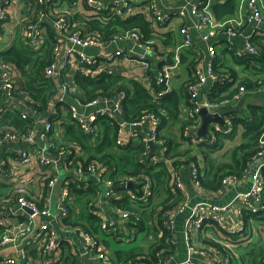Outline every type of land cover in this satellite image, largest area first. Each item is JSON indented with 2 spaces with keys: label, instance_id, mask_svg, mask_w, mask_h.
I'll use <instances>...</instances> for the list:
<instances>
[{
  "label": "built area",
  "instance_id": "2783aa9c",
  "mask_svg": "<svg viewBox=\"0 0 264 264\" xmlns=\"http://www.w3.org/2000/svg\"><path fill=\"white\" fill-rule=\"evenodd\" d=\"M22 2L23 9L17 13L14 8ZM72 0H0V40L7 31V42H19L27 51L38 55L44 63L40 73L38 67L31 66L23 73L12 61L0 56V119L6 115L16 113L28 124L26 129L13 125H4L0 128V184H9L14 193L13 197L0 198V264H55L64 252L65 237L76 235L82 243V250H78V257L83 255L93 258L97 264H115L104 250H101L100 239L95 235L80 229L68 228L64 218L68 216L69 208L73 203L71 185L77 187L84 184L89 187L90 180L103 184L105 189H111L114 183L105 180V174H111L115 166H107L99 161L80 162L71 150L63 128L62 109H67V119L76 125L83 135L88 136L92 143L101 139V123L109 121L119 127L115 145L123 147L137 136L136 130L146 132L143 144L149 148L150 143L158 146L156 150L160 161L169 166L172 181L171 186L181 191L184 199L174 210L167 213L164 226L172 231V242L175 245L176 223L181 214L186 215L184 222V241L187 247V257L183 261L173 264H230L234 246L226 240L216 241L217 246L198 247L196 239L199 232L210 226H217L222 231L236 234L244 229V216L256 215L264 210V130L258 141L255 162L258 166L248 189L237 192L225 204H218L206 198L195 203L187 199L188 187L182 175L183 167L173 166V161L166 157L167 147H159L160 117L154 113L144 112L134 121L125 117L126 103L134 98L133 91H118L109 89L95 93L92 99L71 97L70 77H78L84 81H99L102 76L110 75L113 65L126 56V47L135 51L134 57L143 69H149V60L154 58L163 62V68L154 75L156 86H166L171 81L175 67L180 63V52L173 54L171 48L162 50L154 45V41L144 42L142 35L134 30L120 29L108 37L89 27L87 23L95 20L109 21L113 17L126 20L137 14L138 0H83L87 16L82 21L71 18L66 6ZM227 0H196L187 2L177 14L181 19L193 21L195 30L201 40L207 45L208 61L206 64L197 62L193 67V81L189 84V109L186 122L189 123L183 132L193 147L201 143L214 144L219 139L217 130L220 126L214 124L205 137L193 134L200 125V112L206 108L210 113L240 103L246 95L264 94V84L257 90L248 91L241 87L230 99L214 102L209 98L216 87L218 75L215 64L218 59L216 38L219 33H226L236 37L243 35L241 28L235 24L216 26L213 23L212 12L215 5ZM141 2H139L140 4ZM150 5V22L154 25L165 26L175 13L164 12L154 0ZM248 11L244 22L253 27L251 34L245 35V45L231 49L239 59L250 60L260 54L254 45L253 39H264V9L259 0H246ZM106 14L112 17L105 18ZM191 25L182 27L179 33L182 36V53L194 47ZM126 45V46H125ZM137 50V52H136ZM48 51L47 57L44 54ZM5 51L0 50V54ZM136 55V56H135ZM172 56L175 61L171 64ZM33 76V78L31 77ZM28 78H32L36 86H43L49 82L53 85L54 93L44 109L27 90ZM153 82V81H152ZM211 85L212 90H205ZM148 91L153 92V84ZM71 98V99H70ZM76 99V100H75ZM71 101V102H70ZM226 133L233 131L231 118L225 121ZM158 153V154H157ZM53 155H58L56 160ZM13 156V159L9 158ZM154 158V161L157 160ZM16 162V166L11 164ZM36 161L44 169L52 168L46 177L35 176L31 181L19 176L14 177L17 169L28 167ZM145 163L144 160H142ZM78 162H80L78 164ZM190 176L193 187L197 192L205 193L201 187L202 169L195 163L190 164ZM65 174L74 176L72 180L64 179ZM64 181H63V180ZM63 188L56 201V210H51L54 203L53 190L59 181ZM246 179L230 178L225 180V187L232 188L244 184ZM45 182L46 190L44 201L40 204L27 196L28 183ZM137 183L135 180H123L122 183ZM141 196H137L132 189L123 192L119 198H129L132 202L146 201L151 194V183L142 186ZM113 193L108 191L107 197ZM16 206L21 208L17 209ZM23 207L29 209L28 213ZM53 207V206H52ZM101 219L99 231L102 234L115 233L118 230V219L140 221V217L130 212L119 211L117 218H109L104 212H96ZM55 225L59 227L60 233ZM36 256H32L33 252ZM36 257V259H34ZM201 258L202 263L195 259ZM161 261V260H160ZM171 258L161 264H170Z\"/></svg>",
  "mask_w": 264,
  "mask_h": 264
},
{
  "label": "trees",
  "instance_id": "16d2710c",
  "mask_svg": "<svg viewBox=\"0 0 264 264\" xmlns=\"http://www.w3.org/2000/svg\"><path fill=\"white\" fill-rule=\"evenodd\" d=\"M237 5L238 0H227L224 3L215 5L213 12L218 19L231 17L235 14ZM108 17L111 18L112 16L106 14L105 18ZM87 24L92 29L101 31L106 37L120 29H125L134 30L141 34L144 42L152 41L154 37L159 39L162 37L165 42L164 35L157 36L152 23L139 14L126 20L113 17L109 21L95 20ZM252 41L260 51L258 56L250 60H243L237 58L234 52L232 54L234 64L243 67L245 71H249L253 77H256L255 80L239 77L240 72H236L231 67H226L218 59L215 64L218 80L216 87L213 88L210 95L211 101L220 102L230 99L241 87H245L250 91L257 90L260 85L264 84V39L257 37ZM226 53L230 54L231 52L226 51ZM47 54L48 51H46L44 56L47 57ZM0 56L5 60L15 63L23 73H25V69L27 70L33 64L38 67L36 72L39 74L44 65L38 59V55L27 51L19 43H14L10 49L2 52ZM150 76L153 80V92L148 91L140 83L134 80H127L121 76L104 75L99 81L86 82V84L92 86V91L97 89H103L104 91L115 89L129 92L131 91L130 89H133L134 98L129 100L126 103L127 106H125L126 119L131 121L137 120L144 112L156 114L161 120L158 145L159 147H167L166 157L174 161V166L184 164L186 161L181 159L186 157L188 158L187 163L199 165L198 157L195 155L190 156L192 153L191 147L190 149L181 150V145L179 146L176 140L177 137H173L172 135L170 137L168 133L162 134L168 127L170 120L176 119V115L179 114L180 100L173 92L164 94L166 87L156 86L154 75L150 73ZM31 77L33 78L32 75ZM32 78H28L27 90L40 104L39 109H44L54 94L52 92L53 85L46 82L43 84L44 87L41 85L36 86ZM192 82L190 81L185 85L184 89L186 93L188 92L189 84ZM79 83L83 84L84 82ZM249 108L252 111L259 109L258 106H250ZM241 113L242 115L232 117L234 124L233 131L226 133L227 129L226 125H224L217 130L219 139L216 143H201L197 146V148L204 150L202 154L204 170L201 177V187L205 193H217L223 190L226 179L245 178L248 175L251 164L254 162L258 150V141L264 130V114L261 116L258 113L250 112L252 116L246 117L243 110ZM7 124L21 129H26L28 126L26 121L22 120L16 113L8 114L3 119H0V128ZM188 124L187 122L183 123L180 137L182 142L186 141L189 143L182 136ZM239 127H242L240 142L229 149L225 155V160L218 159L216 154L222 150L225 144L224 141H234L237 135H239ZM67 129L69 130L68 137L70 141L82 144L86 148V151L92 154L87 163L99 161L107 166L115 165V170L111 172L108 179L111 183H114V186L119 185L126 179H137V183L134 184L135 187L132 191L140 197L142 186L146 182L151 183V194L146 201V206L141 201L132 202L127 197L111 200V207L115 210L130 212L140 217V221H135L134 218L130 220L131 224L139 232L149 231L144 247L134 248L129 251H116L111 254L112 261L115 264H161L165 260L170 259L175 253L176 246L172 242V231L164 226V221L167 213L182 203L184 196L181 191H177L171 186L172 174L169 166L163 161L154 163L152 160L154 153L144 144L123 146L115 149L114 146L119 127L111 125L109 122L104 123V138L95 146L91 142L89 143L91 141L90 138L83 135L76 125L70 124L67 126ZM211 130H215V128L211 127L209 132ZM88 184L89 187L86 189L83 187L84 184L81 183V187H77L76 183L71 185V193L75 197L78 214L75 215L69 208L68 216L63 221L68 228H80L91 234H95L98 233L101 223V219L95 214V210H98L96 203L100 195H102L103 185L91 180ZM5 192H7L6 185L0 184V198L5 196ZM74 215L76 217L73 219L72 216ZM251 221L259 223V228L263 235L259 237L258 246L253 244V247H245L243 246V241L248 242L253 236V223L251 224ZM244 223L243 231L236 234L227 233L214 226L227 238L226 241L234 246L230 264H264V210L256 215L246 214L244 216ZM203 239L205 247L221 246L210 237H204ZM63 246L64 251L68 249L66 255H64L63 262L65 261V264H83V260L80 257L69 251L70 247L67 243H64ZM237 250L240 254L234 253ZM233 254L237 256L235 257ZM32 256H36V252H33Z\"/></svg>",
  "mask_w": 264,
  "mask_h": 264
},
{
  "label": "crops",
  "instance_id": "0c3cea01",
  "mask_svg": "<svg viewBox=\"0 0 264 264\" xmlns=\"http://www.w3.org/2000/svg\"><path fill=\"white\" fill-rule=\"evenodd\" d=\"M151 1L152 0H138V4H137L138 10L140 12L144 13L142 16H144L149 21H150V5H148V3H151ZM154 1L156 2L157 6L162 11L175 13L172 15V19L167 24H165L164 27L160 26V25H156L155 23H154V25L152 24V26L155 29V32L157 33V36L164 35V38H165V42H164L162 37H161V39L154 37V39H153L154 45L158 48H161L162 50L171 48L173 51V54H177L178 52H180V55H181L180 63L175 67L174 74L172 76L171 81L168 82L167 85L165 86L166 92H164V94H168L170 92H173L179 97V100H180L179 114L176 115V117H175L176 119L170 120L168 127L169 126H177L178 127V132L175 131L174 134L173 135L171 134V135L173 137H177L176 140H177V143L179 144V146L181 145V150H185L188 148L190 149V146H191L193 152L191 153L190 156L195 155L198 157V164H199L200 168L202 169V173H203L204 161H203L202 155H199L197 153V151H196L197 147H193L192 145H190L191 143H188L186 141L182 142L181 137L178 136V135H180L178 133L181 130L183 123L186 122V117H187L188 109L190 106L189 95L185 92L184 87L188 82H190L193 79V67H194V65L197 62H200L202 64H206V62L208 61V58H209L208 53H207V45L201 40L198 32L195 30V27L192 26L193 21H191V20L187 21V19H181L180 16L177 14V12L180 10V8L184 5H186L187 2L196 1V0H154ZM259 1L261 3V6L264 9V0H259ZM139 2H141V3L139 4ZM66 8L68 9V11L70 13L71 18L75 21H82L87 16L86 6L84 5L83 0H72L66 6ZM20 9H23V4L21 1L16 5V7L14 8V11H16L18 13ZM248 10L249 9L246 5V0H238L237 9H236V12L233 16L227 17L224 19H218L215 16L214 12H212V19H213V23L216 26H220V25H224V24H229V25L235 24V25L239 26V28H241V32L243 33V35L236 36V37L229 36L226 33H222V34L219 33L218 34V36L216 38V50H217V54H218V59L220 60L219 62L223 63L226 67H231L236 72H240L239 77H244V78H247L250 80H253V79L255 80L256 77H253L252 74L249 73V71H245V70H243V67L234 64V62H233L234 57L232 54V52H234V51L231 49V44L233 45L235 50L238 48L239 49L243 48V46L245 45V40H246L244 36L251 34L253 32V27L246 25L244 22V17H245V14ZM24 12H25V10H24ZM186 25L192 26L191 31H192L193 41H194V47L190 50H184V52L182 53V51H181L182 36L179 33V31L182 27H186ZM263 27H264V24H263ZM7 33L8 32L5 31L4 38L0 40V50L1 51H4V50L7 51L8 49L11 48V46H13L12 44H9L7 42ZM168 42H170V43H168ZM16 43H19V42H16ZM126 50H127L126 56H124V58L119 62V64L112 66L111 74L108 76H121L123 78H126L127 80H134V81L140 83L141 85H143V87H145L148 90V88H150V85L153 84V82H152L153 80L150 76V73H152L153 75L157 74V71L161 70L163 68V62L152 58L149 60V63H150L149 69L145 70L137 63V60L134 57L135 51L133 49H131V52H130L129 47H126ZM226 51H230L231 53L228 54V53H226ZM136 52H137V50H136ZM228 60L230 61L229 64L227 62ZM174 61H175V57L172 56L171 64H173ZM69 82L71 84V91H72L71 97L73 96V93H74V97L82 99V101L92 99L95 96V93H97V92L99 93L100 91L103 90V89L102 90L97 89L95 91L94 90L92 91V86L86 84V82H89V81L80 80V78H78V77H70ZM79 82H84V83L80 84ZM211 87H212L211 85H208L205 90H212ZM130 90L133 91V89H130ZM92 94H93V96L91 97ZM260 95L262 97H264V94H259V93L255 94V95H251V94L246 95L240 103H234L231 106L225 107V108H235L237 111L235 113L237 115L235 113H233L232 115H227L224 117V121H226L229 118L232 119L233 116H238V113H241V111L244 110V108H247V106L249 107L250 104H255L254 100L258 99V97ZM209 98H210V96H209ZM250 102H253V103H250ZM61 112L63 115V117H62L63 125L62 126L66 131L67 140L69 142V145L71 146V150L73 151L74 155L77 157V159L80 162H87V160L89 161L92 154H89L86 151V148L82 144H79L77 142H71L69 137H68V131L69 130L67 129V126L72 124V123L69 119H67V109L63 108ZM105 122H109V121H105ZM105 122L103 121L101 123V139H99L96 143H92L91 141H89V143L91 142L95 146L96 144H98L100 142V140H102L104 138L103 130H104V123ZM201 126H202V118H201V122H200L199 127L197 126L193 132V134L195 136H198V131L201 128ZM212 126L213 125H210V128ZM220 127H222V126H220ZM233 127H234V124H233ZM166 129L162 132V134L166 131ZM136 131H137V136H134V138L130 141L129 144L124 145L125 147H127L129 145L138 146V145L143 144L144 139L146 137L145 136L146 132H143L141 130H136ZM171 135L169 134L168 136L171 137ZM227 141H229V140L224 141L225 144H224L222 150L216 154V157L220 160L226 159L225 155L228 152H226L224 156H222L220 154L224 150ZM114 147H115V149L119 148L116 145ZM149 149H151V152H153L151 146L149 147ZM179 151H180V147H179ZM153 153H154V157L152 158L153 162L154 163L159 162L160 161L159 158L157 157V155H155L156 151ZM53 157L56 160L59 158L58 155H53ZM155 157H157L156 161H154ZM222 157H224V159H221ZM9 158L13 159V156H10ZM187 159H188L187 157L184 159H181V160L186 161V162L182 165L175 166V167H177V168L183 167L182 175H183V178L185 180V184L188 187V191H189V194L187 195V199L191 204L195 203L199 200H203V199L208 198V199L212 200L213 202L222 205V204L227 203L229 200H231L237 192L246 190L250 186L251 181L249 179V172H250V169H251L253 163H255V160L249 168L248 175L245 178H242V179H246L244 184L236 186V187H232V188H226L225 187L223 190H220L217 193H203V194H201V193L197 192L196 189L193 187L192 178L190 176V171H191L190 164L191 163L190 164L187 163ZM11 165L16 166L17 164H16V162L13 161V163ZM112 165H114V164H112ZM173 166H174V161H173ZM50 172H52V168H49L48 170L41 168L37 164L36 161H33L30 166L17 169L14 173V177L17 178L19 176H23L24 178L32 181L35 178V176L41 175L44 178V177H46L45 174L48 175ZM65 175L67 176V177L63 176L65 180L69 179L71 181L72 178L74 177L70 174H65ZM105 175H106L105 180H108L110 173L105 174ZM91 181L97 183V181H95V180H91ZM120 184H122V183H120ZM3 185H6V191L7 192L5 193V196L14 198V193L12 191L11 185L6 184V183ZM101 185H103V184H101ZM45 190H46L45 182L28 183L27 196L35 199L36 201H38L41 204L44 201ZM108 191H109V189L106 190L105 186L103 185L102 195H100V197L96 203V206H97L98 210L104 212V214L106 216H108L109 218H117L119 211L117 209L115 210L114 208L111 207V200L114 198L121 197L123 192L126 190L125 189L124 190H116V191L112 190L113 193H111L112 195L110 197H107ZM59 196H60V194L58 196L54 197V190H53L54 203H52V205H51L52 211L56 210V201L58 200ZM17 207L18 206H16V208ZM70 209L73 211V213L75 215L78 214V207L75 205V197L74 196H73V203L70 206ZM98 210H95V214ZM187 213L181 214L179 216L180 218L179 217L177 218L176 239H175L176 249H175V253L171 257V263L170 264H173L174 262H179V261L181 262V261L185 260L187 257V247H186V243L184 241V222H185ZM75 215L72 216L73 219L76 217ZM131 232H134V233H131ZM135 232L138 234H143V233L145 234L144 238L140 239V244L137 246H123L124 243L131 244V243L137 241V236H136ZM60 235L62 236V238H66V242H68V246L70 247L69 251L71 253H73L74 255L79 256L77 251L82 250V243L80 241V238H78V236H76V235H68L67 237H65L62 233H60ZM93 235H95L98 239H100V247H101L100 251L104 250V252H106L108 257L112 260L111 254L116 252V251H129V250L134 249V248L144 247L146 245V242H147L146 239H147V236L149 235V231L146 230L144 232H139L138 229H136L135 226L131 224V221H125L122 219H118V230L115 233L102 234L100 231H98V233H95V234L93 233ZM126 235H127V237H125ZM254 235L255 234L253 233L251 240H249L247 243L248 245L245 246L243 244V246L253 247V244H256L258 246L259 245V243H258L259 239H257L258 237H254ZM104 236H106V237H104ZM204 237H210L215 242L220 241V240L223 241L226 239V237L223 236L222 233H220L216 228H214V226L206 227L199 232L198 237L196 239V243H195L198 247H200V246L204 247V239H203ZM215 238H217V239H215ZM150 239H151V237H150ZM124 240H126V242ZM249 245H252V246H249ZM67 250H65L61 254L60 259L55 264H65V261L63 262V260L65 258L64 255H66V253H67L66 252ZM233 251H234V248H233ZM234 256L236 257L237 255H234ZM34 259H36V257H34ZM88 261H89L88 264H97V261L94 260L93 258L89 259ZM195 262L196 263H202L203 260L201 258H196ZM83 264H85V263L83 262Z\"/></svg>",
  "mask_w": 264,
  "mask_h": 264
},
{
  "label": "water",
  "instance_id": "95a60500",
  "mask_svg": "<svg viewBox=\"0 0 264 264\" xmlns=\"http://www.w3.org/2000/svg\"><path fill=\"white\" fill-rule=\"evenodd\" d=\"M237 112L235 108H223L220 109L218 112L216 113H210L206 108H203L200 112V117L202 118V126L198 131V136L200 137H205L210 129V125H220V126H224L225 125V121H224V117L227 115H232L233 113ZM150 146L152 148V151L155 152L158 149V146L154 143H150ZM258 166V162L253 163L250 172H249V179L250 181H252L254 174L256 172ZM135 187V185L133 183H122L119 185H115L113 186L111 189L109 190H129V189H133ZM63 188V182L60 180L57 185L54 187V197L58 196ZM108 190V189H107ZM21 208L20 206L17 207V209ZM24 210H26L28 213L31 214V211L25 207H23ZM56 230L60 233L59 227L57 225H55ZM82 260L85 264L89 263V257L88 255H83Z\"/></svg>",
  "mask_w": 264,
  "mask_h": 264
},
{
  "label": "rangeland",
  "instance_id": "374dc122",
  "mask_svg": "<svg viewBox=\"0 0 264 264\" xmlns=\"http://www.w3.org/2000/svg\"><path fill=\"white\" fill-rule=\"evenodd\" d=\"M5 51V50H4ZM228 62V64H229V60L227 61ZM263 77V76H262ZM250 103H253V102H250ZM254 103L259 107V109L258 110H256V111H252L249 107L250 106H256L255 104H250L249 105V107L247 106V108H244V112H245V116L246 117H250V116H252L251 114H250V112H252V113H255V114H260L261 116L264 114V97H262L261 95L258 97V99H255L254 100ZM236 114V113H235ZM242 115V113H238V115ZM237 115V114H236ZM234 129V128H233ZM175 131H177L178 132V127L177 126H169L167 129H166V131L164 132V133H168V134H174V132ZM241 132H242V127H240L239 128V135L237 136V138L234 140V141H227L226 142V145H225V148H224V150L221 152V154L220 155H222V156H224L225 155V153L226 152H228L229 151V149L232 147V146H234L236 143H239L240 142V135H241ZM181 130L179 131V133L178 134H180L181 135ZM179 135V136H180ZM191 147V146H190ZM189 149V148H188ZM192 149V148H191ZM196 151H197V153L199 154V155H202L203 154V149L202 148H197L196 149ZM192 152H193V150H192ZM221 159H224V157H222ZM6 193V192H5ZM5 195V194H4ZM180 218V217H179ZM179 220V219H178ZM180 223V222H179ZM253 223V221H251V224ZM253 225V233L255 234L254 235V237H258L257 239H259V237L260 236H262L263 235V233L261 232V229L259 228V223H253L252 224ZM131 233H134V232H131ZM135 234H136V236H137V241L136 242H133V243H131V244H127V243H124L123 244V246H137V245H139L140 244V239L141 238H144V236H145V234L143 233V234H138V233H136L135 232ZM104 237H106V236H104ZM125 237H127V235L125 236ZM125 242H126V240H124ZM243 243H244V245L246 246V245H248L247 243V241H243ZM235 253H237V254H240V253H238V250L235 252Z\"/></svg>",
  "mask_w": 264,
  "mask_h": 264
}]
</instances>
